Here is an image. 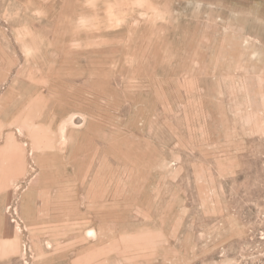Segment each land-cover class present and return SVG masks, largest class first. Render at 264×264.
<instances>
[{
    "label": "rangeland",
    "instance_id": "374dc122",
    "mask_svg": "<svg viewBox=\"0 0 264 264\" xmlns=\"http://www.w3.org/2000/svg\"><path fill=\"white\" fill-rule=\"evenodd\" d=\"M0 264H264V0H0Z\"/></svg>",
    "mask_w": 264,
    "mask_h": 264
}]
</instances>
